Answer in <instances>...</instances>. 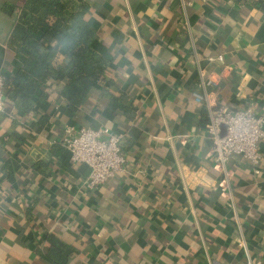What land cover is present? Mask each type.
Wrapping results in <instances>:
<instances>
[{
    "label": "crops",
    "instance_id": "crops-1",
    "mask_svg": "<svg viewBox=\"0 0 264 264\" xmlns=\"http://www.w3.org/2000/svg\"><path fill=\"white\" fill-rule=\"evenodd\" d=\"M4 1L0 72L11 80L19 62L7 42L20 9L10 15ZM89 1L114 56L113 83L74 116L52 106L41 125L42 110L16 113L12 104L0 115V264H59L47 257L48 233L65 244V264H245L242 234L264 264V159L257 174L233 157L225 197L210 155L209 106L193 96L202 67L221 78L212 104L264 115V0ZM219 54L224 63L210 60ZM110 90L128 92L122 104L135 110L109 105ZM68 126L120 134L125 170L82 188L90 168L70 162ZM260 149L264 156V140Z\"/></svg>",
    "mask_w": 264,
    "mask_h": 264
},
{
    "label": "trees",
    "instance_id": "trees-1",
    "mask_svg": "<svg viewBox=\"0 0 264 264\" xmlns=\"http://www.w3.org/2000/svg\"><path fill=\"white\" fill-rule=\"evenodd\" d=\"M17 9L19 15L7 43L19 64L14 78H6V107L14 105L16 113L42 110L38 120L41 125L50 119L52 106L55 113L74 116L96 89L113 83L107 75L114 56L90 21V1H4L6 13L12 15ZM129 95L122 90L104 94L109 105L121 106L125 113L135 110L132 105L122 104ZM56 148L65 152L62 147ZM43 165L38 168L45 171L47 167ZM47 239V257L54 263L65 264V244L52 233L47 234Z\"/></svg>",
    "mask_w": 264,
    "mask_h": 264
},
{
    "label": "built area",
    "instance_id": "built-area-1",
    "mask_svg": "<svg viewBox=\"0 0 264 264\" xmlns=\"http://www.w3.org/2000/svg\"><path fill=\"white\" fill-rule=\"evenodd\" d=\"M210 60L224 63L225 56L219 54ZM198 74L197 89L193 96L196 102H207L209 106L210 117L206 132L212 144L210 155L215 160L216 168L224 174L221 181L223 195L232 199L231 186L228 182L231 172L227 165L233 157H242L252 165L255 173H261L264 156L260 144L264 140V115L257 114L252 106L233 110L212 104L210 100L213 88L219 85L221 78L219 74L208 72L202 67H199ZM5 82V75L0 72V113L6 111ZM62 144L71 163L85 164L90 168L89 175L82 182L84 189H96L126 168L127 156L122 149L121 135L114 133L109 127L68 126ZM237 243L246 254L245 264H258L250 255L243 234Z\"/></svg>",
    "mask_w": 264,
    "mask_h": 264
}]
</instances>
